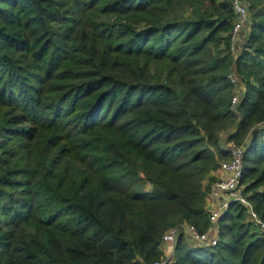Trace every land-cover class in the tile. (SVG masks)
I'll return each mask as SVG.
<instances>
[{
  "label": "trees",
  "instance_id": "1",
  "mask_svg": "<svg viewBox=\"0 0 264 264\" xmlns=\"http://www.w3.org/2000/svg\"><path fill=\"white\" fill-rule=\"evenodd\" d=\"M246 1L238 116L230 0H0V264L159 259L169 228H207L224 142L245 145L264 222V0ZM218 235L208 249L180 235L173 264H264L242 204Z\"/></svg>",
  "mask_w": 264,
  "mask_h": 264
},
{
  "label": "built area",
  "instance_id": "2",
  "mask_svg": "<svg viewBox=\"0 0 264 264\" xmlns=\"http://www.w3.org/2000/svg\"><path fill=\"white\" fill-rule=\"evenodd\" d=\"M234 18L229 31V51L233 62L228 78L233 86L230 108L238 116V105L245 93L244 81L237 71L236 59L241 50L247 46L251 12L246 0H230ZM235 127H231L229 132ZM229 157L219 161L214 172V181L211 184L209 198L206 202L208 212V225L203 231L193 224H180L169 228L162 237V256L149 264H173L175 246L180 235H184L194 248L208 249L219 241V219L224 214L228 205L237 202L246 207L250 220L255 224L256 230L264 237V222L254 211L247 195L243 192L244 185L241 181L243 170V154L245 145L232 144L228 147Z\"/></svg>",
  "mask_w": 264,
  "mask_h": 264
},
{
  "label": "rangeland",
  "instance_id": "3",
  "mask_svg": "<svg viewBox=\"0 0 264 264\" xmlns=\"http://www.w3.org/2000/svg\"><path fill=\"white\" fill-rule=\"evenodd\" d=\"M205 8V7H204ZM178 10L181 12V13H183L184 15H189L191 12H192V10H193V7H190V6H187V5H185V4H183V5H180V6H178ZM229 51V50H228ZM229 54H230V56L232 57V55H231V53H230V51H229ZM224 144V146H227V148L229 147V146H231L232 144H234L233 142H224L223 143Z\"/></svg>",
  "mask_w": 264,
  "mask_h": 264
},
{
  "label": "crops",
  "instance_id": "4",
  "mask_svg": "<svg viewBox=\"0 0 264 264\" xmlns=\"http://www.w3.org/2000/svg\"><path fill=\"white\" fill-rule=\"evenodd\" d=\"M209 198V197H208ZM209 202V204H210V201L207 199V203ZM188 245H190L191 246V244L188 242ZM192 247V246H191Z\"/></svg>",
  "mask_w": 264,
  "mask_h": 264
}]
</instances>
